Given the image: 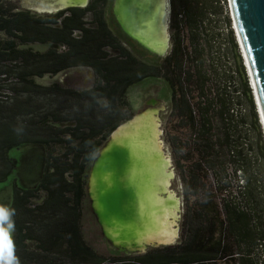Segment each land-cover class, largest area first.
Instances as JSON below:
<instances>
[{
    "label": "trees",
    "instance_id": "obj_1",
    "mask_svg": "<svg viewBox=\"0 0 264 264\" xmlns=\"http://www.w3.org/2000/svg\"><path fill=\"white\" fill-rule=\"evenodd\" d=\"M225 2L170 0V48L161 56L117 22L115 32L111 0L45 13L0 0V183L17 166L12 148L46 150L40 183L14 182L0 212V264H264V134ZM73 68L91 69L92 84L37 80ZM149 77L171 88L181 235L142 253L106 255L84 233L89 172L135 114L130 88ZM7 225L10 239L1 236Z\"/></svg>",
    "mask_w": 264,
    "mask_h": 264
},
{
    "label": "water",
    "instance_id": "obj_2",
    "mask_svg": "<svg viewBox=\"0 0 264 264\" xmlns=\"http://www.w3.org/2000/svg\"><path fill=\"white\" fill-rule=\"evenodd\" d=\"M120 2L115 0L113 11L121 28L151 52L165 55L170 48V0H166L165 5L162 4V0ZM87 4L88 0H59L55 7L61 10ZM229 5L264 125V0H235V2L229 0ZM165 12L164 24L163 13ZM139 114H134L131 119L119 125L110 134L109 142L103 145L91 165L87 185L92 208L104 235L113 244L137 252L144 251L149 244H155L154 247L171 244V241L166 243L158 240L141 242L138 239L139 234L137 238H133L136 231L144 230L145 219L140 214L138 204V196L142 189H136L140 179L137 180L131 172L132 167L139 164L143 172L159 163L162 157L147 155L137 144L133 143L130 147L112 138L117 129L123 125H127L126 129L132 131L136 125V122L132 121ZM145 133V136H148L149 130ZM163 152L166 156L165 151ZM166 192L168 191L162 190L159 195L164 196ZM169 200L170 198L167 199ZM175 216L176 214H173V217ZM139 223L140 227L136 229Z\"/></svg>",
    "mask_w": 264,
    "mask_h": 264
},
{
    "label": "rangeland",
    "instance_id": "obj_3",
    "mask_svg": "<svg viewBox=\"0 0 264 264\" xmlns=\"http://www.w3.org/2000/svg\"><path fill=\"white\" fill-rule=\"evenodd\" d=\"M13 1H15L16 4H18L20 7L29 8L38 13H45L46 11L55 12L59 8V7H55V4H57L59 0H13ZM222 6H223V12L225 14L226 12H228L233 27L234 21L230 10L229 0H226V2L223 3ZM109 20L115 32L119 33V28L115 20L113 21V19L110 17ZM234 31L237 37L236 30L234 29ZM238 45L240 52H242L240 44ZM49 46H50L49 44H35L34 47L39 50H45ZM133 47L138 49V47L136 46ZM139 50L140 49H138L137 51ZM136 54L142 57L141 55L144 53L136 52ZM241 55H243V53H241ZM242 57L244 59V56ZM247 72H248L247 76L249 78L250 77L249 71ZM37 80L38 82L43 84H50L56 81L81 89V88L89 87L92 84L93 72L89 68H73L69 71L60 73L55 77L45 76L44 78H38ZM250 81H251V77H250ZM128 97L131 103L133 104V107L135 109V114H139L142 111H146L150 108L155 109V117L158 120V126L160 129V138H161L160 141L166 156H168V158L170 159L169 170L173 173L172 178H170V184L168 185V189H167L168 192H166L164 196L168 197L169 195L173 194L175 198H177V200L179 201V204L175 208L176 216L171 217L174 228L177 229V234L174 237V239L171 240L170 243L171 244L176 243L179 241L181 235L182 216L185 207V201L183 196L181 175L176 164V155L173 150V145L171 144L170 141L171 135H175V134L177 135V131L174 130L173 127L174 123L171 122L170 120L171 88L169 84L163 79L158 77H149L132 86L129 90ZM254 98L256 99V97ZM255 103L258 108L256 100ZM258 112H259V108H258ZM259 116L264 134V125L261 119L260 112H259ZM107 141L108 139L105 141V143ZM254 146H256V144ZM9 155L17 161V166L13 170L9 178L6 181L0 183V212L5 210L10 205V202L12 200L14 182H16L22 188H33L40 183L45 166L46 150L43 144L25 143L20 145L19 147L12 148L9 152ZM83 227H84L85 237L88 240V242L97 250H99L100 252L106 255L115 252L114 250L128 254L140 253L137 251L127 250L126 248L120 245H115L104 235L102 226L97 218V215L95 214L92 208V202L90 198L85 208ZM1 236L3 238L6 237L7 239L12 238L13 227L9 225L3 226L1 229ZM154 246L155 244H149L146 248H144V251H141V253L147 251L148 249Z\"/></svg>",
    "mask_w": 264,
    "mask_h": 264
},
{
    "label": "bare ground",
    "instance_id": "obj_4",
    "mask_svg": "<svg viewBox=\"0 0 264 264\" xmlns=\"http://www.w3.org/2000/svg\"><path fill=\"white\" fill-rule=\"evenodd\" d=\"M120 1L122 2L123 0ZM165 2L166 0H162L163 5H165ZM165 16L166 12L163 13L164 24ZM132 122H136L132 131H128L126 129L127 125H123L113 134L112 140L115 138L120 140L121 144H126L130 147L133 143L137 144L141 146L147 155H153L154 157L160 155L162 157L159 163L152 165L150 169L143 172L139 164L132 167L131 172L140 179L136 189H142L138 196V204L140 214L145 219L144 230L136 231L133 238H137L139 234L140 237L138 239L141 242L158 240L168 243L177 234V229L174 228L171 217L176 214L175 208L179 201L173 194L169 195V197L159 195L160 191L168 189L172 172L168 168L170 159L164 155L160 141V129L158 120L155 117V109L150 108L142 111ZM147 130H149V135L145 136ZM168 198H170L169 201H167ZM139 227L140 223L136 226V229ZM133 238L131 236V239Z\"/></svg>",
    "mask_w": 264,
    "mask_h": 264
},
{
    "label": "flooded vegetation",
    "instance_id": "obj_5",
    "mask_svg": "<svg viewBox=\"0 0 264 264\" xmlns=\"http://www.w3.org/2000/svg\"><path fill=\"white\" fill-rule=\"evenodd\" d=\"M89 1H90V0H88V3H89ZM57 3H58V2H57ZM114 5H115V0H111L110 7H111V9H112V19H113V21L115 20V22H117V23L119 24V22H118V20H117V17H116V15L114 14V11H113ZM132 39H133V38H132ZM138 43H139V42H138Z\"/></svg>",
    "mask_w": 264,
    "mask_h": 264
},
{
    "label": "built area",
    "instance_id": "obj_6",
    "mask_svg": "<svg viewBox=\"0 0 264 264\" xmlns=\"http://www.w3.org/2000/svg\"><path fill=\"white\" fill-rule=\"evenodd\" d=\"M233 28L235 29V27L233 26ZM237 34V33H236ZM238 37V36H237ZM241 47V46H240ZM241 51H242V49H241ZM243 53V52H242ZM244 56V55H243Z\"/></svg>",
    "mask_w": 264,
    "mask_h": 264
},
{
    "label": "snow or ice",
    "instance_id": "obj_7",
    "mask_svg": "<svg viewBox=\"0 0 264 264\" xmlns=\"http://www.w3.org/2000/svg\"><path fill=\"white\" fill-rule=\"evenodd\" d=\"M233 2H235V0H233ZM5 239H6V237H5Z\"/></svg>",
    "mask_w": 264,
    "mask_h": 264
},
{
    "label": "clouds",
    "instance_id": "obj_8",
    "mask_svg": "<svg viewBox=\"0 0 264 264\" xmlns=\"http://www.w3.org/2000/svg\"><path fill=\"white\" fill-rule=\"evenodd\" d=\"M9 226H11V225H9Z\"/></svg>",
    "mask_w": 264,
    "mask_h": 264
}]
</instances>
